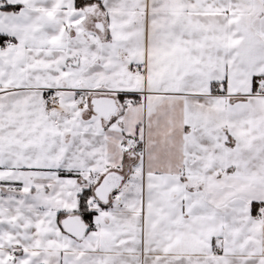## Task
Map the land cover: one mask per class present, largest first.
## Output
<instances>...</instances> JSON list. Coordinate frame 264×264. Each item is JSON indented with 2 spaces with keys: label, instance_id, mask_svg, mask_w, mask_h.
<instances>
[{
  "label": "snow or ice",
  "instance_id": "6c2138e0",
  "mask_svg": "<svg viewBox=\"0 0 264 264\" xmlns=\"http://www.w3.org/2000/svg\"><path fill=\"white\" fill-rule=\"evenodd\" d=\"M0 264H264V0H0Z\"/></svg>",
  "mask_w": 264,
  "mask_h": 264
}]
</instances>
